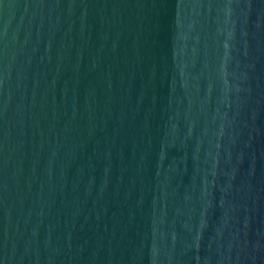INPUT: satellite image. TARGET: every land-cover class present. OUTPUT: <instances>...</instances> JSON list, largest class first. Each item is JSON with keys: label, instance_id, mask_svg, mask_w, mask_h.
I'll return each mask as SVG.
<instances>
[{"label": "water", "instance_id": "obj_1", "mask_svg": "<svg viewBox=\"0 0 264 264\" xmlns=\"http://www.w3.org/2000/svg\"><path fill=\"white\" fill-rule=\"evenodd\" d=\"M0 264H264V0H0Z\"/></svg>", "mask_w": 264, "mask_h": 264}]
</instances>
